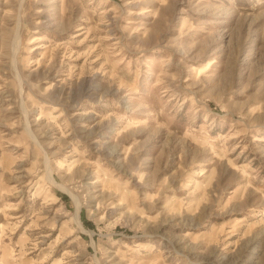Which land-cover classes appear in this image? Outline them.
I'll use <instances>...</instances> for the list:
<instances>
[{
    "label": "rangeland",
    "instance_id": "obj_1",
    "mask_svg": "<svg viewBox=\"0 0 264 264\" xmlns=\"http://www.w3.org/2000/svg\"><path fill=\"white\" fill-rule=\"evenodd\" d=\"M0 264H264V0H0Z\"/></svg>",
    "mask_w": 264,
    "mask_h": 264
},
{
    "label": "bare ground",
    "instance_id": "obj_2",
    "mask_svg": "<svg viewBox=\"0 0 264 264\" xmlns=\"http://www.w3.org/2000/svg\"><path fill=\"white\" fill-rule=\"evenodd\" d=\"M75 220H76L77 224L80 226V221H79V219H78L77 214H76Z\"/></svg>",
    "mask_w": 264,
    "mask_h": 264
}]
</instances>
